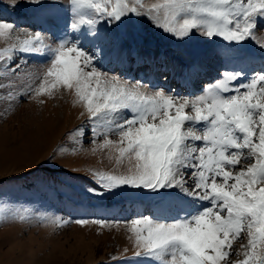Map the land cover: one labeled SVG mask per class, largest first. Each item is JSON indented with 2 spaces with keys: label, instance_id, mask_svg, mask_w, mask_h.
Segmentation results:
<instances>
[{
  "label": "snow or ice",
  "instance_id": "1",
  "mask_svg": "<svg viewBox=\"0 0 264 264\" xmlns=\"http://www.w3.org/2000/svg\"><path fill=\"white\" fill-rule=\"evenodd\" d=\"M9 2L15 7L18 0ZM66 5L69 32L87 30L93 37L102 24L118 27L122 18L135 15L179 40L198 35L229 44L259 43L257 24L264 18V0H162L144 7L132 0H67ZM0 36L9 37L8 46L0 49L5 76L0 93L15 102L51 95L58 87L74 92L89 121L72 135L90 137L93 152L117 147L115 163L125 171L98 176L104 190L128 187L161 197L175 191L182 194L177 199L195 205L194 211L182 209V215L167 220L139 216L113 222L128 225L134 247L130 258L156 264H264V71L241 82L243 72L225 70L204 86L203 95L190 100L175 90L153 86L149 91L140 82L103 70L96 51L85 50L67 35L55 47L45 45L39 32L12 43V37L19 39L15 26L0 20ZM22 54L51 57L32 85L22 82L28 67ZM88 191L102 194L95 188ZM241 236L247 238V243L239 240L244 258L234 261L231 257L240 253L233 241Z\"/></svg>",
  "mask_w": 264,
  "mask_h": 264
},
{
  "label": "rangeland",
  "instance_id": "2",
  "mask_svg": "<svg viewBox=\"0 0 264 264\" xmlns=\"http://www.w3.org/2000/svg\"><path fill=\"white\" fill-rule=\"evenodd\" d=\"M19 1L21 2L13 7L9 0H0V20L14 25L17 36L19 29L23 27L28 29L27 34L39 31L43 37L47 33V26L42 23H28L24 21V16L27 12L38 14L48 10L51 16H54V20L56 15L63 17L61 34H58L55 28L56 21H53V38L55 35L58 36L54 38L55 42L62 40L65 37L63 35L69 34L68 39L80 40V46L85 50H96L98 67L126 77L130 81L140 82L149 91L153 89V86L146 77L151 72L146 69L149 68L147 58L144 57V62L139 66L132 65L138 55H148L147 49L141 51L137 48L142 43L152 44L157 39L156 36L147 38L144 35L147 28L151 32L157 31L167 39L169 38L165 44L171 47L166 50L180 56L187 65L192 66L204 60L212 50V54L218 56L217 59L206 61L208 65L202 64L201 68L191 76V79H197L196 84L201 86L197 95L187 93L186 89L180 90L179 79L171 78L169 71L164 69L154 71L155 75L159 76V81L155 85L156 89L162 88L166 92L175 90V93L181 97L193 99L199 96L203 93L202 87L215 83L221 78L223 71L235 69L239 71L238 69L244 67L248 60L249 53H246L243 48L244 42H233L235 44L225 42L226 44L220 45V48L218 45L216 49L207 50L209 42L206 38L194 35L192 39H187L191 42L179 40L162 29L156 28L147 17L135 15L122 18L118 26L123 30L125 28L122 32L126 33L125 40L134 46L130 51L132 53L118 54L113 50L102 49L101 46L106 42L95 44L91 42V36H85L81 32L78 33L79 35L77 32L71 34L68 30L71 23L70 9L67 5H60L59 0H41L40 3ZM124 2L128 3L129 0ZM132 3L140 7L145 6L141 0H132ZM10 14L15 17L14 21L10 19ZM142 20H147L146 24ZM262 27L264 22L259 25V28L264 29ZM0 38H2L0 49L7 47L9 37ZM23 39L19 37L17 40L16 36L11 38L12 43H19ZM119 45L122 46V43ZM173 45L178 46L181 51L175 53ZM112 47L114 48V43ZM122 57H125L124 61ZM45 58V55L36 54L25 57L27 68H30L25 69V74H22V82L26 81L25 86L35 82L34 76L39 71H36L33 65H40ZM125 62L129 64L127 67ZM214 67L218 68L216 69L218 73L214 74ZM211 71L212 76L207 75V72ZM4 78V73L0 71V79ZM245 81L247 82L241 79V82ZM167 83H169L168 86ZM32 100L13 102L11 96L0 93V264H156L148 258H130L134 253V247L128 239V225L113 222H127L139 216L167 220L178 214L182 215V209L194 211L195 205L187 198L177 199L182 197V194L175 191L168 198L128 187L114 191L104 190L97 182V177L115 175L125 171V168L115 163L118 157L115 145L96 148L93 152L91 149L95 146L87 143L90 137L77 139L72 135L75 129L86 125L89 121L85 106L81 102H75L77 98L74 92L58 87L52 89L51 95L45 93ZM41 100L43 103L40 102ZM100 131L101 129L98 128L97 135ZM108 138L117 140L116 136ZM126 163L125 157L123 164L127 165ZM91 188H95L102 194L88 191ZM162 202L166 204L163 205ZM148 205L154 208L147 210ZM166 205L168 209L170 208L169 211L165 208ZM81 219L88 222L85 224L75 222ZM97 221L106 223L101 225ZM240 239L247 243V238L244 236L233 241V248L240 253L239 256L231 257L234 261L244 258V249L239 247ZM125 249L128 251L125 252ZM260 251L258 246L257 252L260 253ZM113 256L116 257L115 260L112 259Z\"/></svg>",
  "mask_w": 264,
  "mask_h": 264
},
{
  "label": "bare ground",
  "instance_id": "3",
  "mask_svg": "<svg viewBox=\"0 0 264 264\" xmlns=\"http://www.w3.org/2000/svg\"><path fill=\"white\" fill-rule=\"evenodd\" d=\"M29 1V0H27ZM26 1V2H27ZM134 1V0H133ZM143 2L144 5L150 6L152 3H160L162 2V0H141ZM21 1L18 0V3H20ZM25 2V1H24ZM23 2V3H24ZM67 1H63L62 3H60V5H66ZM60 10V9H59ZM21 11V10H20ZM61 11V10H60ZM71 12V11H70ZM16 13V12H15ZM19 14V13H18ZM21 14V13H20ZM6 15H8L6 13ZM64 15V14H63ZM10 19H12L14 21L15 17L10 14ZM22 17V16H21ZM18 18V17H17ZM11 20V22H12ZM71 20V17H70ZM24 21L28 22V23H34V24H43L47 26V33L42 37L44 40L45 45L50 46V47H54L56 46L55 44H58L59 41L55 42L56 40L54 39L55 37H58L55 35V37L53 38V32H52V28H53V21H56L55 23V28L58 32V34L62 31L63 29V17L56 15L55 20H54V16L50 14V12L47 10L43 13L38 12V14H31V13H27L24 16ZM147 20H142V22H144V24H146ZM141 22V21H140ZM264 22V18L259 19V22L257 24V41H259V43L254 42L251 39L245 40L243 41V48L246 51V53L248 52V60H246V63L244 65V67H241L240 69H238L239 71L237 72H243L244 75L241 77L242 81L243 80H249L252 75L254 74L253 71H264V49H262L260 47V43H264V29L259 28V25L261 23ZM68 24V23H67ZM69 25V24H68ZM67 26V25H66ZM123 26V25H122ZM143 26V25H142ZM140 27V26H139ZM65 28V26H64ZM145 28V27H144ZM264 28V27H262ZM124 31V30H123ZM19 37L22 38H26L25 33H28V29L21 27V29H19ZM39 32V31H37ZM44 32V31H43ZM55 32V31H54ZM65 32V31H64ZM81 33H83L85 36H91V42L93 43H102V42H106L105 45L101 46L102 49L104 50H113L115 52H117L118 54H123L124 52H130L132 51V47L134 48V46L129 42L125 40V34L122 32V28L117 27L116 25H107V24H102L100 26V30L99 33L96 37H93L87 30H82L80 31ZM79 32H77L78 34ZM61 34V33H60ZM63 34V33H62ZM72 34V33H71ZM67 35V34H66ZM66 35H63L66 36ZM69 35V34H68ZM67 35V36H68ZM76 35V34H75ZM79 35V34H78ZM81 35V34H80ZM145 36L151 37V36H156L157 39L152 43V44H144L142 43L137 49L141 50V51H145L147 49V53L148 55H138V57H136L137 59L135 60L134 64H132L133 66H139L140 64H142L143 58L146 57V61L149 65V68H146L147 70L149 69L151 72L150 74H148L146 77H148V80L150 82V85L155 86L158 81H159V76L155 75L154 71L157 69H164V71H169V74L171 76V78H177V80L179 79V86H180V90H184L186 89L187 93L190 94H195L197 95L199 93V91L201 90V86L199 84H196L198 82L197 79L193 80L191 79V76L193 74H195V72H197L198 69L201 68L202 64H206L205 62L209 60H213V59H217L218 56H215V54H212L213 50L210 51V53H206L207 56L204 60L200 61L197 64H192L191 65H187L186 61L184 59H182L180 56L176 55V54H172L170 53L168 50H166V48H169L171 46H169L168 44H165V42H168V39L164 36L161 35L159 33L156 32H151L148 30H145L144 33ZM3 37V36H0ZM197 37V36H195ZM194 37V38H195ZM60 38V36H59ZM58 38V39H59ZM70 38V37H69ZM87 38V37H86ZM193 38V37H192ZM191 38V39H192ZM2 39V38H0ZM171 39V38H170ZM196 39V38H195ZM55 40V41H54ZM85 40V39H84ZM198 40V39H197ZM200 40V39H199ZM80 41V40H79ZM86 41V40H85ZM188 41V40H187ZM206 41L209 42V47L207 48V50L213 49L215 47H217L219 45H223L225 43V41H223L222 38H215L212 40L206 39ZM219 41V42H218ZM83 42V41H82ZM188 42H191L190 40ZM85 43V42H84ZM89 43V42H88ZM114 43V48L112 47ZM118 43V44H117ZM122 43V46H120L119 44ZM90 44V43H89ZM183 44V42H182ZM187 44V43H186ZM190 44V43H189ZM207 44V43H206ZM226 44V43H225ZM229 44V43H228ZM231 44H235V43H231ZM135 45V44H134ZM178 45V44H177ZM191 45V44H190ZM196 45V44H195ZM193 45V46H195ZM58 46V45H57ZM120 46V47H119ZM181 48V46H179ZM92 48V47H91ZM175 50V53L180 52L181 50L178 49V46H174L172 47ZM205 48V47H204ZM218 48V47H217ZM226 48V47H224ZM170 49V48H169ZM185 49V48H184ZM183 49V50H184ZM216 49V48H215ZM223 49V48H222ZM221 50V49H220ZM219 50V52H220ZM96 51V50H95ZM215 51V50H214ZM222 51V50H221ZM183 52V51H182ZM223 52V51H222ZM102 53V52H101ZM132 53V52H130ZM188 53V52H187ZM217 53V52H216ZM221 53V52H220ZM260 53V54H259ZM108 54V53H107ZM140 54V53H139ZM205 54V55H206ZM257 54H259L257 56ZM23 55V58L30 56L31 54H27V55ZM36 55H40V54H36ZM111 55V54H110ZM129 55V54H126ZM180 55V53H179ZM120 55H118L119 57ZM137 56V55H136ZM220 56V55H219ZM246 56V55H245ZM33 57V56H32ZM36 57V56H35ZM45 60H43V63H40V65L36 64L33 65V67L36 69V71H42L44 68L48 67V61L51 59L50 56L45 54ZM123 58V57H122ZM125 58V57H124ZM124 58L122 59L124 61ZM43 59V58H42ZM109 59V58H108ZM121 60V59H120ZM121 60V61H122ZM112 62V61H111ZM130 62V61H129ZM122 63V62H121ZM128 62H125V64H127ZM124 64V63H123ZM241 64V63H240ZM113 65V64H112ZM129 64L125 65L126 67ZM208 65V64H206ZM216 66V65H215ZM125 67V68H126ZM236 67V65H235ZM240 67V66H239ZM124 68V67H123ZM26 69H30V68H26ZM217 67H214V74L218 73ZM27 70V71H28ZM34 70V69H33ZM203 70V69H201ZM200 70V71H201ZM31 71V70H30ZM236 71V69L234 70ZM257 71V72H258ZM202 72V71H201ZM31 73V72H30ZM134 73V72H133ZM159 73V72H158ZM212 71L211 72H207V75L212 76ZM206 74V73H205ZM33 75V74H32ZM202 75V74H200ZM5 77V76H4ZM25 77V76H24ZM35 77V76H34ZM23 79V78H22ZM34 79V78H32ZM23 81V80H22ZM26 82V81H25ZM246 82V81H245ZM169 83H167L168 86ZM211 84V83H209ZM26 85V84H25ZM203 86V85H202ZM205 86V85H204ZM204 87H202L203 89ZM178 91V90H177ZM184 93V92H183ZM203 93L199 94V95H203ZM49 95V94H47ZM56 95V93L54 94ZM58 95V94H57ZM193 96V95H192ZM45 98V97H44ZM50 98V97H49ZM194 98V97H193ZM191 99V98H190ZM59 100V99H58ZM57 100V101H58ZM33 101V100H32ZM75 102H80L75 101ZM47 103V102H46ZM81 104H83V102H81ZM47 106V105H46ZM32 111V110H31ZM49 112V111H48ZM35 115V114H34ZM33 115V116H34ZM30 117V115H29ZM99 150V149H98ZM109 152V151H108ZM111 152V151H110ZM102 153V152H101ZM106 154V153H105ZM113 154V153H112ZM100 155V154H99ZM127 164V163H126ZM169 198V197H168ZM157 199V198H156ZM160 202V201H159ZM178 202V201H177ZM181 202V201H180ZM158 204V202H155ZM163 203V202H162ZM154 204V203H153ZM166 204L163 203V205ZM169 204V202H168ZM178 204V203H177ZM162 205V204H161ZM171 206V204H169ZM159 206V205H158ZM168 205H166L165 208H167ZM175 206V205H174ZM180 206V203H179ZM182 206V205H181ZM154 208V206L152 205H148L146 206L147 210H152ZM156 208V207H155ZM161 208V207H160ZM159 208V209H160ZM158 209V208H156ZM168 209V208H167ZM170 209V208H169ZM168 209V211H169ZM162 211V210H161ZM174 211V210H173ZM172 212V211H171ZM164 213V212H163ZM169 214V213H168ZM167 214V215H168ZM165 216V215H163ZM169 216V215H168ZM171 216V213H170Z\"/></svg>",
  "mask_w": 264,
  "mask_h": 264
}]
</instances>
